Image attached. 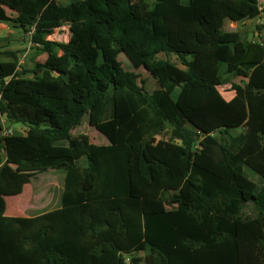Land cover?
<instances>
[{
    "label": "trees",
    "instance_id": "trees-1",
    "mask_svg": "<svg viewBox=\"0 0 264 264\" xmlns=\"http://www.w3.org/2000/svg\"><path fill=\"white\" fill-rule=\"evenodd\" d=\"M258 19L259 0H0L35 47L31 68L0 48V264H264V24L225 26ZM65 24L68 42L47 39ZM85 117L105 144L72 134ZM49 169L58 208L8 215L27 170Z\"/></svg>",
    "mask_w": 264,
    "mask_h": 264
},
{
    "label": "rangeland",
    "instance_id": "rangeland-1",
    "mask_svg": "<svg viewBox=\"0 0 264 264\" xmlns=\"http://www.w3.org/2000/svg\"><path fill=\"white\" fill-rule=\"evenodd\" d=\"M145 1L151 4L156 0H145ZM259 1H260V5L264 7V0H259ZM8 11L10 10L8 9ZM6 24L7 23L0 21V37L6 38L3 41H0L1 50L20 51L21 64L23 65V68H31L33 66V63L31 61V56L34 52L35 47L30 42V34L17 33V36L19 37V41L7 43L6 41L8 40L7 36L10 33L9 31L11 30L8 29ZM256 24H264V19H258L255 21L247 20L242 23L228 22L226 25V29L230 31H235L240 29L253 31L255 30ZM70 37H71L70 26L68 24H65L61 28L55 30V32L52 35L48 36L47 39L66 43L70 40ZM251 38L254 40H259V36L257 33L256 35H254L253 33L251 35ZM159 57L167 58L165 54H160ZM171 59L172 61L179 64V60L177 59L176 56H171ZM118 60L122 63L123 67L127 71L134 72L139 76L138 82L140 84H143L148 92L152 93L158 88H160L157 80L148 70H146L143 67L140 68L136 67L124 53L118 55ZM234 81L237 83H241L243 79L237 77L235 78ZM219 89L223 94V96L228 100L234 96V92L232 91L230 85L221 86ZM2 119H5V117H2ZM11 126H13L12 130L14 134L25 133V128L23 125H19V124L9 125L8 123L5 124L6 128L11 129ZM241 131H245V130L243 129L237 130V132H241ZM72 134L74 136L87 135L92 142L99 145L106 143V138L89 125L88 118L86 117L84 118L82 124L72 131ZM163 137L166 139L169 138L166 137L165 134L163 135ZM186 169L187 166L182 164L180 161L173 162L171 165V170L173 171V173L183 174ZM14 172L15 169L13 168L12 173ZM27 173L33 175L32 178L33 180L31 184L25 187L22 195L18 197L9 198L7 202L8 206L11 208L13 207L22 208V205H26L28 203L27 201L29 198V204H30L28 205L29 210L26 211L25 215L30 214L29 211L31 210L43 209L42 211L46 212L56 209V207L58 208L60 194L63 187L64 175L54 169H49L46 171L27 170ZM250 178L257 183L258 188H260V186L264 183L263 179L254 172H250ZM173 184H175V186H179L180 183L178 181H174ZM246 212L251 215H254L252 205L248 206Z\"/></svg>",
    "mask_w": 264,
    "mask_h": 264
},
{
    "label": "crops",
    "instance_id": "crops-1",
    "mask_svg": "<svg viewBox=\"0 0 264 264\" xmlns=\"http://www.w3.org/2000/svg\"><path fill=\"white\" fill-rule=\"evenodd\" d=\"M244 22V21H243ZM242 23V22H241ZM8 27V26H7ZM8 29L9 30H11V31H9L10 33L8 34V36H7V38H8V40H6L7 41V43H12V42H18L19 41V37L17 36V32L16 31H14V30H12V29H10L9 27H8ZM71 38V37H70ZM4 39H6L5 37L3 38V37H0V41H3ZM51 41H53V40H51ZM1 48V47H0ZM2 121L5 123L6 121H5V119H2ZM6 124V123H5ZM9 125H13V124H9ZM13 128V126H11V129ZM24 128H25V132H26V127L24 126ZM23 134H25V133H23ZM23 134H21V133H19L18 135H23ZM33 180V179H32ZM31 184V183H30ZM29 185V184H28ZM27 185V186H28ZM22 195V194H21ZM20 196V195H19ZM18 197V196H17ZM9 198H12V197H7L6 198V201L8 202V199ZM28 203L26 204V205H22V208H11V207H9L8 206V204H7V214L8 215H19V216H25V213H26V211H28L29 209V206L28 205H30L29 204V198H28V201H27ZM43 209H37V210H31V211H29L30 212V214H28V215H30V216H34V215H40V214H42L44 211H42ZM27 216V215H26Z\"/></svg>",
    "mask_w": 264,
    "mask_h": 264
},
{
    "label": "built area",
    "instance_id": "built-area-1",
    "mask_svg": "<svg viewBox=\"0 0 264 264\" xmlns=\"http://www.w3.org/2000/svg\"><path fill=\"white\" fill-rule=\"evenodd\" d=\"M13 133H14V132H13L12 129L4 127V131H3V135H4V136L11 135V134H13Z\"/></svg>",
    "mask_w": 264,
    "mask_h": 264
},
{
    "label": "water",
    "instance_id": "water-1",
    "mask_svg": "<svg viewBox=\"0 0 264 264\" xmlns=\"http://www.w3.org/2000/svg\"><path fill=\"white\" fill-rule=\"evenodd\" d=\"M228 22H231V20H228V21L226 22L225 26L227 25ZM70 32H71V30H70Z\"/></svg>",
    "mask_w": 264,
    "mask_h": 264
}]
</instances>
